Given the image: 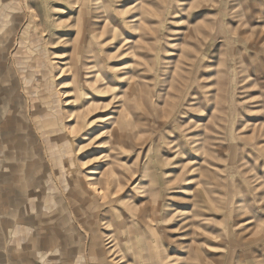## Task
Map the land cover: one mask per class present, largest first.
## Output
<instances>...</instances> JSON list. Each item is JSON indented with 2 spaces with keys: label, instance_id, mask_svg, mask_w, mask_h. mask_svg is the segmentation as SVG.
Returning <instances> with one entry per match:
<instances>
[{
  "label": "rangeland",
  "instance_id": "rangeland-1",
  "mask_svg": "<svg viewBox=\"0 0 264 264\" xmlns=\"http://www.w3.org/2000/svg\"><path fill=\"white\" fill-rule=\"evenodd\" d=\"M0 264H264V0H0Z\"/></svg>",
  "mask_w": 264,
  "mask_h": 264
},
{
  "label": "bare ground",
  "instance_id": "bare-ground-1",
  "mask_svg": "<svg viewBox=\"0 0 264 264\" xmlns=\"http://www.w3.org/2000/svg\"><path fill=\"white\" fill-rule=\"evenodd\" d=\"M55 68L59 71L58 77H62L61 74L64 72V70H66L65 65L64 67L61 65H56ZM92 77L94 78V81L100 80L99 73H96ZM68 103H70V101L66 102V105ZM122 129L123 128L121 127V125L118 124L116 125V128L112 132V136H114L115 142L117 143H120L121 138L123 137ZM120 184H121V180L117 177L115 172L112 170V173L110 174V176H107L106 181L104 183L98 184L95 182H89V190L91 191V194L94 195L95 199L99 201L101 204H103L112 195V192L115 190V187L120 186ZM106 237H107L106 239H108V242H106V244H110V246H108L109 252H112L111 254H113L115 252V248L120 246V240L117 239V237L113 238V234H110V233L107 234ZM124 243L126 242L124 241Z\"/></svg>",
  "mask_w": 264,
  "mask_h": 264
},
{
  "label": "crops",
  "instance_id": "crops-1",
  "mask_svg": "<svg viewBox=\"0 0 264 264\" xmlns=\"http://www.w3.org/2000/svg\"><path fill=\"white\" fill-rule=\"evenodd\" d=\"M1 244H2V242H1Z\"/></svg>",
  "mask_w": 264,
  "mask_h": 264
}]
</instances>
